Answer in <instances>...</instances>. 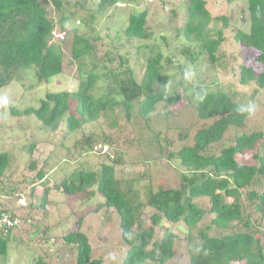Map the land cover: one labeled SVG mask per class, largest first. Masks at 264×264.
Instances as JSON below:
<instances>
[{"label":"rangeland","instance_id":"1","mask_svg":"<svg viewBox=\"0 0 264 264\" xmlns=\"http://www.w3.org/2000/svg\"><path fill=\"white\" fill-rule=\"evenodd\" d=\"M40 1L54 22L52 33L64 34L63 40L51 35L52 42L62 49L63 73L48 83H38L33 70L21 71L8 86L0 89V97H8L7 104H0V152H7L12 160L0 185V206L16 210L21 215L20 225L9 234L7 252L0 256V264H76L75 249L63 240L64 236L76 231L87 235L92 259H100L101 264H122L127 244L123 240L117 214L109 208L98 207L103 199L93 191L94 188L89 189V193L94 194H88L84 199L79 195H67L62 183L68 179L69 185L70 182L78 184L75 180L77 175L73 172L97 171L102 164H111L120 157L122 164L115 166L114 177L121 190L139 205L141 227L135 226L132 235L133 242L137 243V233L152 227L150 217L155 210L146 204L148 192L160 188L178 189L183 174L194 177L180 165L176 154L193 142L198 129L212 121L198 119L194 104L199 94L224 92L239 105L251 102L255 111L246 116L244 132L264 131V89H258L253 83L239 84L243 65L256 66L257 72L263 70V66L256 63L257 51L245 48L234 39L238 31L249 30L248 0H205L213 19L202 29V38H217L219 32L223 36L213 63L206 52L198 53L202 39L195 40L196 34H193L188 40L183 32L188 22L189 0H174L170 5L124 0L103 14L96 12L97 0H62L59 9L52 0ZM144 9L149 11L146 25L151 37L146 41L124 37L123 29L129 15ZM221 17H226L227 27H224ZM73 30L93 45V51L81 60L71 56ZM144 45L163 56L162 74L167 77V83L155 86L154 92L163 93L165 98L180 95V100L173 104L162 100L153 112L141 117L139 110L143 97H140L133 102L127 116L123 105L119 104L118 82L110 76L109 70L116 74L114 69L119 63L118 57H124L133 70L135 81L140 83L149 51H138V46ZM107 53L115 58L112 65L106 63L107 55L110 56ZM168 60L170 63L166 64ZM93 64L98 78L90 92L96 98H113L109 105L112 109L100 112L94 121L83 123L73 132L67 130L64 120L52 132L43 127L35 115L23 114L29 107L38 108L46 93L60 90L73 93L83 88L86 73ZM186 69L193 72L190 80L184 79ZM13 109L20 114L14 115ZM69 113L75 114L73 106ZM240 132L228 130L217 144L211 146L210 152L218 153L231 145ZM31 146L34 150L29 154ZM251 154L237 155L236 159L251 163ZM33 162L37 167L35 171L29 168ZM40 169L45 173L44 181L39 184L37 195L30 197V177L33 178ZM46 189H49L44 199L46 204L39 207ZM242 200L245 220L251 224L256 222L264 247V216L256 215L252 204ZM31 201L32 209L25 211ZM194 202L201 207H209L207 199L198 198ZM228 202H233V199H228ZM211 217L206 215L203 225ZM169 227L176 239L174 256L165 264H190L191 247L197 231L186 230L181 222ZM153 228L148 249H151L153 241L161 238L165 229L163 223ZM209 233L223 234L212 228Z\"/></svg>","mask_w":264,"mask_h":264},{"label":"trees","instance_id":"2","mask_svg":"<svg viewBox=\"0 0 264 264\" xmlns=\"http://www.w3.org/2000/svg\"><path fill=\"white\" fill-rule=\"evenodd\" d=\"M52 1L57 9L62 7V0ZM123 1L97 0L96 12L103 14L108 8ZM166 4L163 0L160 2V5ZM187 13L188 22L183 29L185 36L188 40H191L193 34H196L195 40L201 38L198 53L206 52L209 60L215 62V53L223 36L219 32L217 38H202V29L213 19L206 8V1L189 0ZM248 14V32L238 31L234 39L245 48L257 51L256 63L263 66V70L257 72L256 66L243 65L239 73V84L245 86L253 83L258 89H264V0H248ZM148 16L147 9L130 14L123 36L128 39L148 40L151 37L146 25ZM221 19L224 27H227L226 17ZM53 29L54 22L48 17L40 0H0V89L8 86L21 71L33 70L38 83H48L63 73L62 49L60 45L52 42ZM73 32L71 56L75 60H81L93 51V45L76 30ZM141 49L149 52L145 57L144 74L140 83L135 81L133 70L124 57H118L119 63L114 69L116 74L108 69L110 76L118 82L117 91L121 96L119 104L123 105L127 116L133 102L140 97H143L139 110L141 117L153 112L156 104L162 100L167 104L180 100V95L165 98L163 93L154 92L155 86L167 83V77L162 74L163 56L147 45L138 46V51ZM107 54L110 56L107 55L106 63L112 65L115 58L113 54ZM169 63L170 60L166 62ZM96 70V65L93 64L92 69L86 73L83 88L73 93L65 90L46 93L38 108L29 107L23 114L35 115L42 126L52 132L57 130L62 120L69 132L79 129L83 123L94 121L100 112L112 109L109 105L114 101L113 98L108 99L109 97L96 98L90 92L98 78ZM238 105L232 96L224 92H203L196 97L194 108L198 119L212 121L198 129L193 136V142L183 146L176 154L180 165L193 173L194 177L183 174L178 189L160 188L155 192H148L146 204L155 210L150 217L152 227L137 233V243L133 242L132 235L135 226L141 227L139 205L121 190L120 183L114 177L115 166L122 164L120 157L111 164H102L97 171L73 172L77 175L75 180L78 184L70 182L69 185L68 179L64 180L62 186L67 195H79L85 199L88 194L97 192L103 199L98 207L109 208L117 214L122 237L127 244L122 264L168 262L174 256L176 239L169 225L178 222L188 231H197L196 240L191 247L190 264H264V247L260 241L259 227L256 222L251 224L245 220L241 204L244 202L242 199L248 201L256 215L264 216V131L245 133L247 114H238ZM72 106L75 114L69 113ZM12 113L17 115L20 111L13 109ZM230 129L241 132L231 145L222 148L218 153L210 152L211 146L217 144ZM33 150L34 146H31L29 154ZM247 152L252 153L251 163L238 162L236 156H243ZM169 157L172 158L171 153ZM9 165L8 153L0 152V183ZM29 168L34 169L35 163H31ZM44 176L45 173L40 169L33 180H42ZM92 188L94 192L89 193ZM48 191L49 189L44 191L39 207L45 206L44 199ZM198 198L207 199L209 207L204 208L195 203L194 199ZM228 199H233V202H228ZM28 209H32V203L24 208L25 211ZM0 210L21 217L11 208ZM206 215L212 217L203 225ZM160 223L164 224V232L159 240L153 241L151 249H148L154 234L153 227ZM211 228L216 229V233L223 234L211 235ZM8 238L9 235L0 238V256L7 252ZM189 239L191 240L190 237ZM63 240L75 249L76 264H101L100 259H92V249L85 233L71 232Z\"/></svg>","mask_w":264,"mask_h":264},{"label":"built area","instance_id":"3","mask_svg":"<svg viewBox=\"0 0 264 264\" xmlns=\"http://www.w3.org/2000/svg\"><path fill=\"white\" fill-rule=\"evenodd\" d=\"M162 0H146V2L149 3H160ZM167 3V5H170V3L174 0H163ZM53 36H56L58 40H63L64 34L58 33L55 34L52 33ZM21 223V220L17 216H13L9 212H4L0 210V238L6 237L10 234L13 229L17 228Z\"/></svg>","mask_w":264,"mask_h":264},{"label":"clouds","instance_id":"4","mask_svg":"<svg viewBox=\"0 0 264 264\" xmlns=\"http://www.w3.org/2000/svg\"><path fill=\"white\" fill-rule=\"evenodd\" d=\"M192 76H193V72L190 69H186L184 72V79L190 80ZM7 103H8L7 96L0 97V104H7ZM254 111H255V107L251 102L241 103L236 107V112L242 115L247 114L250 116Z\"/></svg>","mask_w":264,"mask_h":264},{"label":"crops","instance_id":"5","mask_svg":"<svg viewBox=\"0 0 264 264\" xmlns=\"http://www.w3.org/2000/svg\"><path fill=\"white\" fill-rule=\"evenodd\" d=\"M12 160H10V162H11ZM9 168H10V166H8V168L6 169V171L7 170H9ZM35 168H37L36 166H35ZM35 168L34 169H31V170H34L35 171ZM6 171H5V173H6ZM45 177V176H44ZM30 183H32V184H30L31 185V187H30V197L31 196H34V194H36L37 193V188L38 187H40L39 186V184H41L43 181H44V178L42 179V180H37V181H34L33 180V178L32 177H30ZM4 182V177H3V179H2V181H1V183H0V185L2 184ZM37 182V183H36ZM26 192V191H25ZM32 192H34V193H32ZM27 194H29V193H27ZM37 195V194H36ZM30 203H32V201L30 202ZM0 208H1V206H0ZM3 208V207H2ZM5 208V207H4Z\"/></svg>","mask_w":264,"mask_h":264}]
</instances>
